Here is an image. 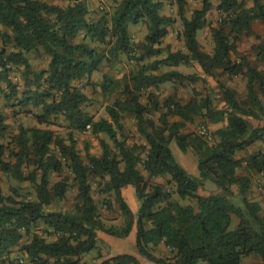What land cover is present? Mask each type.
I'll use <instances>...</instances> for the list:
<instances>
[{"label": "trees", "instance_id": "trees-1", "mask_svg": "<svg viewBox=\"0 0 264 264\" xmlns=\"http://www.w3.org/2000/svg\"><path fill=\"white\" fill-rule=\"evenodd\" d=\"M64 1L65 5L44 0H0V90L20 107L38 109L34 116L39 124H49L53 116H61L71 130L68 141L51 129L20 126L8 144L0 142V172L18 182H29L33 189L32 198L27 199L16 188L11 194L0 188V264H22L5 256L21 244L25 234L30 238L20 250L29 264H242V258L250 255H257L264 264L262 205L249 196L253 176L264 172V152L238 156L258 141L264 143V126L249 120L264 118V74L245 56L233 59L253 22L261 20L264 24L262 0H253L252 7H247L245 0H219L222 26L212 29V53L201 49L197 36L207 23L212 2L203 0L202 7L188 18V0H174L183 24L185 50H169L166 57L134 71L124 85L127 96L106 106L111 120H96L83 108L89 97L77 82L89 81L103 62L112 63L121 54L138 61L160 56L161 42L175 20L162 14L165 0H112V13L97 21L88 17L87 0ZM141 22L147 24L148 32L145 41L135 45L129 27ZM82 33L84 37L78 41ZM87 38L103 47L91 45ZM138 46L143 50L140 57L135 55ZM31 52L46 55L47 68L35 70L28 57ZM257 54L264 62V43L257 46ZM194 63L202 75H187L176 69L160 71L161 66ZM20 68L24 81L21 89L11 77L13 70ZM218 70L220 75L246 74L247 101L241 102L236 91L217 79ZM205 76L216 78L224 107L215 106L209 95L201 97V93L189 101L171 95L160 99L157 94L165 83H195L205 81ZM118 82L105 76L103 91H110ZM142 91L147 92L145 102ZM124 114L135 119L137 131L145 140L143 145L129 144L119 137ZM197 118L204 124H223L212 132L208 129L212 141L184 131ZM9 128L0 110V138ZM88 129L96 135L105 133L114 148L101 139V155L90 153L86 145L84 158L72 132ZM173 140L182 151L194 152L199 177L190 175L177 162L170 148ZM65 165L78 192L70 211L52 208L55 201L65 198L70 178L52 184L50 175L61 176ZM241 169L245 173L239 175ZM92 179H98L101 194L113 196L123 217L121 224H107L102 218ZM207 180L218 192L201 193ZM129 186L139 201L137 211L123 195ZM113 199L105 197L102 203L111 208ZM235 218L237 224L231 229ZM39 225L45 227L42 234L34 230ZM132 232L135 254L118 253L98 263L85 260L97 248L100 233L125 239ZM44 233L54 239L48 240ZM161 244L170 249V256L154 252ZM101 258L98 255L97 259Z\"/></svg>", "mask_w": 264, "mask_h": 264}, {"label": "rangeland", "instance_id": "rangeland-1", "mask_svg": "<svg viewBox=\"0 0 264 264\" xmlns=\"http://www.w3.org/2000/svg\"><path fill=\"white\" fill-rule=\"evenodd\" d=\"M48 3L65 5L66 2L64 0H44ZM212 2V8L207 14V23L206 25L198 31V40L200 42L201 49L207 53H212L214 50V42L212 39V29L214 27H221L222 16L217 10V5L219 4V0H210ZM247 7L253 6V0H245ZM203 0H188L186 4V16L188 18L191 17L194 10L202 7ZM264 4V0H262ZM87 5L89 8L88 17L93 20H99L104 14L112 13L114 10L115 3L112 0H87ZM162 14L169 15L174 18V22L168 26V35L162 40L160 47H162L163 51L160 56H153L144 59L143 61H138L137 58H130L125 54H121L120 57L110 62H103L101 68L98 72H95L90 80L88 79L78 81L77 85L82 87L84 93L89 97V100L85 103L83 108L92 114L96 120L101 118H107L111 120L110 116L106 111V106L112 105L115 99L117 98H125L127 95L124 94V85L129 82L130 75L139 69V67L143 64H149L157 59H162L167 56V51L172 50H185V44L181 37V31L183 29L182 21L178 15V7L174 0H165L164 6L162 9ZM129 32L132 38V41L135 45H140L141 42L145 41L147 35V24L145 22H141L136 25H130ZM84 33H82L78 37V41L83 39ZM91 45L101 46L97 42L90 41V38L86 40ZM261 43H264V24L261 20H256L253 22L251 30L243 35L242 39L238 43V54L233 55V59H240V57L245 56L252 66L257 68L259 71L264 74V62L257 54V46ZM1 46V45H0ZM142 49L138 46L136 50V57H140L142 54ZM32 67L35 70H43L47 68L49 58L41 52H31L28 54ZM176 69L181 71L184 74H199L202 72L200 67L197 64L191 65H179L177 67L171 66H161L160 71H168ZM22 68L19 70L14 69L11 73V77L14 82L18 83L20 89L23 87V79L21 77ZM201 71V72H200ZM220 71H217V79L221 81L225 86L237 92V97L241 102L247 101V80L248 77L245 73L239 74L237 76H227L220 75ZM105 76H109L113 79L118 80L119 82L112 86L110 91L104 92L102 89V83L105 79ZM5 84H2V88L8 91L5 88ZM257 90L259 91L258 85H256ZM5 92L0 90V110L5 115L6 123L9 124L10 128L8 132L0 138V142H4L6 144L11 141L10 139L18 133L19 127L24 126L26 128L30 127H40L42 129H51L54 131L56 135L64 137L69 141V134L71 132L69 128V124L64 120L61 116H53L51 118V122L49 124H39L37 119L34 116V113L38 111V109L27 107L22 108L17 104V101L7 100L5 98ZM201 93L202 96L209 95L215 106L219 108L223 107L225 103L222 101V90L220 89V85L217 82L216 78H212L209 76H205V81L201 79L196 81L195 83H190L188 80H178L173 83H165L162 85L159 90H157V94L160 99H165L167 96H174L177 99H181L184 101L192 100L197 94ZM147 96V92L142 91V102H145ZM157 117L158 115H153ZM175 120V117L171 118ZM250 122L255 126H264V118L263 119H253L249 118ZM122 128L119 130V137L126 139L129 144L139 143L141 145L144 144L145 140L137 131L136 121L132 116L128 114H124L121 119ZM223 125L220 124H204L202 123L201 118H197L194 123H189L184 131L196 132L198 134V130L202 126H206L211 132L214 131L216 127ZM73 136L77 140V147L81 153V155L85 158L86 155V145L89 146V152L94 155H101L102 147L100 140H105L111 148H114L113 141L105 134H93L91 129L86 130L85 132H72ZM258 150L264 149V143L259 141L256 143ZM12 148V145H10ZM170 148L172 153L177 160V162L182 165L187 172L195 177H199V169H198V161L197 157L193 151H182L178 146L176 140H173L170 144ZM144 156V154H143ZM240 158H246L249 156V152L243 151L238 155ZM51 182L52 184L62 180L65 177H69V190L67 191L65 198L60 200L59 202H54L52 204L53 209H61L64 211H70L73 209L75 203L77 202V186L73 181V175L71 174L70 169L65 165L63 174L59 176L56 173H51ZM206 186V187H205ZM205 186L202 189V192L207 193L211 192L210 190H217V186L210 180L205 181ZM92 187H93V196L98 202L100 206V214L102 218L105 220L107 224H121L123 221V217L121 216V212L118 208V205L114 202L113 196H108L106 194H101V188L98 185V179H92ZM0 188L3 193L11 194L12 189H18L22 198L25 197L27 199L32 198L33 189L29 182L23 181L18 182L15 178L7 173L0 172ZM261 195L260 201L263 202L262 207V216H264V193L262 191L259 192ZM123 195L127 200L128 204L137 211L139 207V201L135 195V189L133 187H126L123 190ZM108 197L109 199H113L111 202L112 207L109 208L103 202L104 198ZM237 224V219H233L231 224V229H234ZM45 227L43 225H39L34 228L35 232L42 234ZM44 236L48 240H53V236H47L44 233ZM30 238V235H24L21 244L19 246L13 247L11 253L6 255L10 260L15 262H20L22 264H29V258L24 255V253L20 250L22 244L26 243ZM135 237L129 236L128 238H116L108 236L105 233H100L98 246L95 250L90 252L85 256V260L98 263L103 259L114 256L118 253H127L133 252L135 250ZM136 251V250H135ZM159 256H170V249L165 245L161 244L154 251ZM98 255H101V259H97ZM242 264H261V259L257 255H250L242 258Z\"/></svg>", "mask_w": 264, "mask_h": 264}, {"label": "crops", "instance_id": "crops-1", "mask_svg": "<svg viewBox=\"0 0 264 264\" xmlns=\"http://www.w3.org/2000/svg\"><path fill=\"white\" fill-rule=\"evenodd\" d=\"M0 28L2 29L3 27H2V25H0ZM195 64V63H194ZM202 71V70H201ZM200 71V72H201ZM200 75H202V72L200 73ZM225 106V105H224ZM223 106V107H224ZM259 142V141H258ZM262 150L261 151H263L264 152V149L263 148H261ZM255 150H258V147H257V145H256V143L253 145V146H251V147H249L248 148V152L249 153H251V152H253V151H255ZM245 172L241 169V170H238V174L240 175V174H244ZM204 186H205V182H204ZM129 187H131V186H129ZM206 187V186H205ZM237 187L236 186H234L233 187V190H234V192L235 193H237ZM211 192H207V193H204V192H201V193H203L204 195H209V194H211V193H216V192H218V189L217 190H215V191H213V190H210ZM260 191H262L263 193H264V172H262V173H260V174H256V175H254L253 176V178H252V185H251V188H250V192H249V196H250V198H252V199H254V200H257V201H259L260 203H261V205H262V207H263V202L262 201H260V199H261V195H260ZM138 201V200H137ZM236 202L238 203L239 202V200H237V198H236ZM134 233L135 232H132L131 234H130V236H134ZM131 253H133V254H135L136 252H135V250L133 251V252H131Z\"/></svg>", "mask_w": 264, "mask_h": 264}, {"label": "built area", "instance_id": "built-area-1", "mask_svg": "<svg viewBox=\"0 0 264 264\" xmlns=\"http://www.w3.org/2000/svg\"><path fill=\"white\" fill-rule=\"evenodd\" d=\"M87 127L89 128L90 126L88 125ZM198 134L201 135L207 141L213 140L211 133L209 132L208 128L205 126L199 128Z\"/></svg>", "mask_w": 264, "mask_h": 264}]
</instances>
